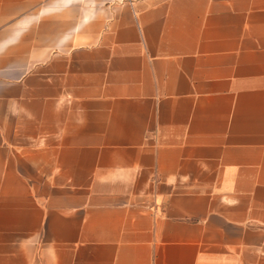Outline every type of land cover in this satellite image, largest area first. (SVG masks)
<instances>
[{"label": "crops", "instance_id": "0c3cea01", "mask_svg": "<svg viewBox=\"0 0 264 264\" xmlns=\"http://www.w3.org/2000/svg\"><path fill=\"white\" fill-rule=\"evenodd\" d=\"M0 264H264V0H0Z\"/></svg>", "mask_w": 264, "mask_h": 264}]
</instances>
